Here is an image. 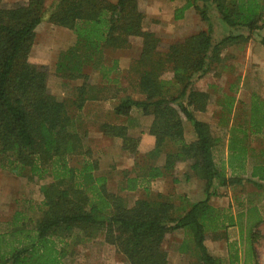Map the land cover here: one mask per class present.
Here are the masks:
<instances>
[{
  "label": "trees",
  "instance_id": "trees-1",
  "mask_svg": "<svg viewBox=\"0 0 264 264\" xmlns=\"http://www.w3.org/2000/svg\"><path fill=\"white\" fill-rule=\"evenodd\" d=\"M191 6L208 28L161 48V37L143 27L145 13L139 0H25L11 6L0 0V166L16 175L29 171L30 180L51 179L41 186L40 217L35 221L26 211L16 210L9 228L0 233V264H64L59 238L81 240L101 233L127 264H169L164 242L179 229L191 236V243L184 238L178 247L191 254L189 264H223L209 253L205 240L208 231L220 237L221 229L234 220L210 199L221 186L263 185L264 147L254 154L250 171L247 163L254 151L251 137L264 136V99L253 93L245 120L226 126L228 151L218 161L215 149L222 138L209 122L195 116L207 110L211 95L194 84L224 61L227 47L259 36L264 0H186L175 18ZM213 17L229 29L221 38H215ZM45 19L73 30L77 37V44L61 55L56 75L82 80L71 99L78 111L107 90L90 82L86 68L99 67L105 49L129 47L133 39H140V56L124 74L130 93L120 97L114 113L125 121H132L133 109L152 115L155 144L140 154V138L129 134L131 123L101 125L105 136L120 138L122 149L134 156V167L123 171L119 191L109 190L107 175L98 172V160L90 149H83L86 134L80 132L68 103L49 90L47 66L30 56L35 30ZM259 41L264 46V34ZM234 102L235 96L225 94L217 104L224 115L232 112ZM185 120L193 125V141L185 139ZM227 123L221 117L220 124ZM79 154L82 160L71 165L70 157ZM182 162H189L194 174L205 180V198L190 202L182 197L183 205L177 206L163 193H151L148 184L173 175ZM140 188L145 195L130 204L124 192ZM254 210L256 206L249 208ZM250 219L249 236L259 216L255 213ZM234 262L231 257L230 264Z\"/></svg>",
  "mask_w": 264,
  "mask_h": 264
},
{
  "label": "rangeland",
  "instance_id": "rangeland-1",
  "mask_svg": "<svg viewBox=\"0 0 264 264\" xmlns=\"http://www.w3.org/2000/svg\"><path fill=\"white\" fill-rule=\"evenodd\" d=\"M24 1L25 0H2L3 4L7 6ZM169 1L170 0L140 1V7L142 10H147V12H150L149 14L151 15V17L146 19L145 26L147 29L163 30L164 28H170V30H172V28L177 27V24L179 23L176 22L173 14L171 13L172 8L171 10H164V8H167ZM162 20H165L164 24H162ZM223 24L225 25V23ZM215 30L216 27L214 29V33ZM172 34L173 33L171 31L170 33L165 31L159 35L162 40L160 44L161 48H165L172 40L177 39L174 38L176 35ZM260 34H264V29L260 32ZM260 34L259 36H253L252 39L242 46L234 45L227 47L223 51L225 56L224 61L218 67L205 74L202 78L197 79L194 84L196 89L208 91L211 95V100L207 110L204 112L199 111L195 114L199 119L209 122L214 134L222 138V141L215 149L218 161L226 158L228 151L227 145L229 134L226 126L228 127L236 123L241 124V122L245 120L247 116V109L250 110V97L253 93H257L264 99V46L260 44ZM222 35L223 33H215V38H221ZM138 40L140 39H133V44L139 43ZM75 44H77V42ZM45 45L47 44H39L36 46L35 48L37 52H34L31 58L34 61L45 64L49 72L54 74L55 64L53 62L60 54L59 52L67 51L74 45L61 44L62 47L58 49L57 44H48V46H52V53H48L52 54V57L48 54L42 55L38 53V48ZM66 46L67 48L64 50V47ZM63 53H61V55ZM166 76L169 77L168 74ZM98 81L100 80L95 79L94 83L96 82L98 86L102 87V84ZM52 84L53 82L49 86V90L51 92L55 90L60 93V91L64 90L66 93L72 94L70 90L71 85L74 83L71 81L70 85L63 88H60L57 82L56 84ZM51 86L53 88H51ZM108 90H112V87L110 86ZM225 94L235 96V102L232 112L225 113L223 115L221 106L217 104V101L219 98H222V96L224 97ZM70 96L66 97L67 99L65 101L70 106L72 114L75 115L78 120L80 132L86 134L83 149H90L93 156L92 158L98 160V172L100 174L107 175V185L109 190L119 191L121 181L124 178L123 171L131 170L134 167L135 160L132 154H122L119 152L120 144L118 139L114 140V138L100 137L102 122H106L109 119L110 121H115V118L113 117L114 113L111 111L112 105L108 106L106 103H101L100 105L90 104L88 108L86 107L84 110L78 111L71 103V99L73 97ZM227 97L229 99V96ZM221 117L228 122V125L220 124ZM152 118V115H148V117H142L132 122L134 124L136 123L137 126L140 125V127H145L151 123ZM184 125L186 128V139L190 140L194 136L193 125L186 120ZM138 133H140V128H137L136 130L134 128V130H131V134L133 135H138ZM251 141L254 151L249 159L250 162H248V164H250L248 165L250 166L248 167L249 170L256 162L254 154L257 155L259 149L264 147V136H253L251 137ZM150 146H152L150 143L142 144L141 147L143 150H139L140 154L148 152ZM81 160V154L71 156L70 164L77 166ZM185 167V165L179 167L177 166L174 176H181ZM28 172L29 171H24L20 175H16L10 172L9 169L2 168L0 166V233L9 228V220L16 210L26 211L32 220L35 221L40 217L37 206L41 204L44 198L41 192V186L48 183L51 179L50 177H46L45 179L30 180ZM174 176L168 175L166 177L167 179L163 181H151L148 184L152 190L151 193L155 194L157 193V190L162 189L164 192L163 194L173 199L177 206L183 205L184 201H182V197L184 194L188 196V200L191 202L189 193L181 192V190L185 189V186H183L184 184H178L175 182L173 180ZM261 184L263 185L258 187L253 183L245 182L241 185L219 187L217 190L218 195H213L210 199V203L216 206L222 214L232 215L234 220L244 222L249 220L250 215L257 213L256 210L250 212L249 208L251 206L253 207L255 203L257 204V201H260L261 203L264 202V183ZM192 187L194 188L195 186ZM192 190L194 191V189ZM125 193L130 204H132L135 199L145 195L144 189L142 188L136 191L124 192V194ZM190 193L191 196H195L193 192L190 191ZM257 215L260 216V218L264 217V204L261 211H258ZM249 226V223L241 225L243 228L241 235L243 240L242 248L246 245L245 239H247L245 238L246 235L244 231L245 229L247 230ZM255 229L258 230L254 232L256 234L258 232L257 235H260L263 239L260 242L261 244L259 248L264 252V229L260 230L257 228V225ZM215 234V232H207L208 240L206 241V244L213 241V236ZM75 235L76 232L73 233L72 237ZM190 237L189 233L183 229L175 230L167 236L164 246L167 251L171 253L170 264H189L192 260L190 253H183L179 255L178 252V247L184 238H186L188 243H191ZM57 244L58 247L62 248L65 252L64 257L62 258L64 264H127L123 256L118 253L115 246L105 241L102 233L95 237L88 239L83 238L81 240H75L74 238L70 240H61L59 238ZM218 246V249L221 252L225 251L224 245ZM262 262L264 264V256Z\"/></svg>",
  "mask_w": 264,
  "mask_h": 264
},
{
  "label": "crops",
  "instance_id": "crops-1",
  "mask_svg": "<svg viewBox=\"0 0 264 264\" xmlns=\"http://www.w3.org/2000/svg\"><path fill=\"white\" fill-rule=\"evenodd\" d=\"M140 1H142V0H139V6H140ZM185 4H186V0H184V1L183 0H170L168 2L167 8H164V10L165 11H166V9L171 10V8H172L171 13L173 14V17L176 20V22L179 24H177V27L172 28V30H170V28H164L163 29L164 31L162 29L153 30V31H155L157 35H161L165 31L166 32L168 31V33H170V31H171L174 35H176L174 38H181V37L196 33L200 30L207 29L209 26V23L205 20H202L199 13L197 12V10L192 6L186 8L182 12H180L179 18H175V14L177 13V10L181 9ZM140 9L142 10L141 7H140ZM142 11H144V10H142ZM144 13H145V19L143 22V27H144V29H147L145 26L146 19L151 17V15L149 14L150 12H147V10H145ZM212 21H214V23H215V26H214V29L216 27L215 33L226 34L228 32L229 29L227 28V26H225L223 24L222 21H220L219 19H216L214 17L212 18ZM164 22H165V20H162V24H164ZM64 36H66L69 39H67ZM76 41H77V37H76L75 33L73 32V30H71L67 27L55 25L52 22H50L49 20L45 19L37 26V28L35 30V38H34V42H33L31 52H30V56L32 57L34 52H37L35 47L38 46L39 44H47L45 46L38 48L39 54L46 55L48 53H52V46H48V44H57V47L59 49L60 47H62L61 44L62 45L63 44H71L73 46V45H75ZM65 48H67V46L64 47V50H65ZM63 52H65V51L59 52L60 54L54 60L53 63L55 64V71H54V74L50 73L49 78H48V82H47L48 88H50L49 86L51 85L52 82H53V84H56V82H57V84L60 88H63L67 85H70V81L72 83H74L71 85V90H70V92L72 94L66 93L64 90L60 91V93L56 92L55 90L52 91V93L55 94L57 96V98L60 100H66L67 99L66 97H69L70 95L72 97H74L75 96V94H74L75 88L74 87L76 85L81 84V82H82L81 79H76L73 81L72 80H69V81L64 80L61 77L56 75V66H57V63L59 62V58L61 56V53H63ZM140 53H141V44H139V43H137V44L132 43L131 45H129V47H122V48H116V49H109V48L105 49L103 51V55H102V58H103L102 64L97 68H95V66H89L88 68H86V70L89 73L90 82L94 83L95 79L100 80L98 82H100L102 84V86H106L107 90L101 92L100 95L98 96V98H96V99L92 98V99L87 100L85 102L83 109H81V110H84L86 107L88 108V106L90 104L100 105L101 103H106L108 106L112 105L111 111H112V113H114V107L116 106L120 97L124 96L125 94L130 93L131 88H129V81L125 79L124 74H126V72L128 71L132 61L137 59L140 56ZM48 55H51V57H52V54H48ZM114 63L116 64L115 68L113 67L115 65ZM101 68H102V72H101ZM103 69H104V71H103ZM105 72H106V74H105ZM110 86L112 87V90H108V88ZM51 88H53V87L51 86ZM59 90H61V89H59ZM114 115H113V117L115 118V121H110V119H109L106 122L123 123V121L125 119L124 116H117L115 113H114ZM131 115L133 118L132 121L138 120L142 117H148V115H144L136 109H133L131 111ZM195 116H196V114H195ZM196 118L199 119L197 116H196ZM116 119H117V121H116ZM152 120H153V118H152ZM152 120H151V123H152ZM200 120H203V119H200ZM126 121L128 123H131L130 124L131 127L129 129V134H131V130H134V128H135V130L137 128H140V133H138V135L131 134L133 136H137L140 138L139 150L140 149L143 150L141 145L144 143H146V144L150 143L152 146H150L149 150L152 149L154 147V144H155V136L150 133L151 123L145 127H140V125L137 126L136 123L134 124L132 121H129V120H126ZM204 121H206V120H204ZM106 122H102V124L106 123ZM190 124H191V122H190ZM193 130H194V128H193ZM193 135L194 136L192 139L187 140L186 139V128H185V139L187 141L195 140L194 131H193ZM100 137H102V138H106V137L107 138H114V140L118 139L119 144H120L119 152H121L122 154H125V153L128 154L127 151H124L122 149V140L120 138L105 136L103 131L100 132ZM248 162H250V161L248 160ZM160 163H162V160ZM182 165L186 166L185 170L183 171V174L179 177H176L173 174V176H174L173 180L176 177L178 180L176 182L178 184H184L183 186H185V189L181 190V192L182 193H189V197L191 198V202H196V201H199V200L205 198V180L199 178L198 176H196L194 174V172L190 169L189 162H182V163H179L177 166L179 167ZM248 165H250V164H248ZM248 167H250V166H248ZM127 168H128V166H127ZM166 177L167 176L158 177L155 180L163 181V180L167 179ZM261 183H264V181H261ZM188 186H190V187H188ZM192 186H195V187L193 188ZM221 187H226V186H221ZM192 189H194V191ZM190 191L193 192V194L197 197L191 196ZM151 192H152V190H151ZM157 193H164V192L162 189H159V190H157ZM184 196L186 197L187 195L184 194L183 197ZM186 198L188 199V196ZM250 203H251V201H250ZM263 204H264V202L261 203L260 201H257V204L256 203L254 204L253 207H255L257 205L256 206L257 207V214H258V211L259 212L261 211ZM233 220H234V218H233ZM251 221L252 220L250 218H249V220H246L244 222L239 221V220H234V223L232 225H229L227 227V229H223V228L221 229L220 233L218 234L220 237H213V241L206 244V241L208 240V236H207V238L205 240V244L209 250V253L215 257L221 258L223 260V264H230L231 257H234V260H235L234 264H263L262 259L264 256V252H263V250H260V248H259V246L261 244L260 242L263 239L260 237V235H257L258 232L256 234L254 231L258 230V229L257 230L255 229L256 225H257V228H259L260 230L264 229V217L260 218V216H259V219H257L255 221V223H253L254 224L253 228H252L253 234L251 236H249L248 229L247 230L245 229L244 233L246 235L245 238H247V239L244 238L246 245L242 248L243 240H242L241 235L243 232V228L241 227V225L247 224V223H249V225H250L252 223ZM254 226H255V228H254ZM223 231H225V233L227 232V236ZM218 245H220V246L224 245L225 251L221 252L218 249V247H219ZM178 252H179V255L183 254L180 251H178ZM173 257H174V255H173ZM168 262H169V264L171 263V253L170 252H168Z\"/></svg>",
  "mask_w": 264,
  "mask_h": 264
}]
</instances>
